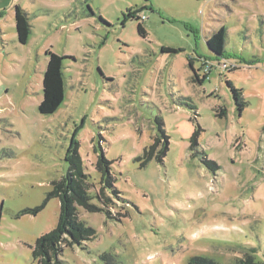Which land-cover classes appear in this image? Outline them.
Wrapping results in <instances>:
<instances>
[{
	"label": "rangeland",
	"instance_id": "1",
	"mask_svg": "<svg viewBox=\"0 0 264 264\" xmlns=\"http://www.w3.org/2000/svg\"><path fill=\"white\" fill-rule=\"evenodd\" d=\"M222 26L216 58L206 40ZM47 50L63 57L64 99L43 116ZM74 153L92 204L100 156L118 194L105 188L108 215L77 208L96 238L62 248L63 264L264 262V0H0V264H39Z\"/></svg>",
	"mask_w": 264,
	"mask_h": 264
},
{
	"label": "trees",
	"instance_id": "2",
	"mask_svg": "<svg viewBox=\"0 0 264 264\" xmlns=\"http://www.w3.org/2000/svg\"><path fill=\"white\" fill-rule=\"evenodd\" d=\"M129 19H136L140 21L139 17H135L134 13L128 12ZM15 31L17 34V40L21 44H25L30 26L27 23V16L19 7L15 9ZM138 34L142 37L145 36V30L138 24ZM225 27H221L217 32L211 34L206 40V46L209 51L216 58H224V44H225ZM165 53H176L175 50L167 48L164 49ZM47 56V64L42 78V100L38 106L39 114L43 116L51 115L57 111L64 99L63 90V78H62V60L60 57L51 51L45 52ZM205 60V61H204ZM208 60L203 59L202 67L206 72L203 76V80L207 79V74L210 72V64ZM188 64L192 69V61L188 60ZM207 69V70H206ZM198 79V75L195 74ZM228 86L231 89L233 98L238 106L239 111L244 107L242 101V92L239 89H235L229 82ZM224 111H221V115ZM198 132V131H197ZM198 134V133H197ZM196 145V133L191 138V148ZM152 149H150L151 151ZM150 151H145L147 161L150 159ZM167 151V147L164 145L162 154ZM68 171L60 181L54 182L53 192L50 196H53L59 200L60 213L58 217V223L56 227L49 233L42 235L36 239L34 246L32 247V257L37 260L39 264H63L58 257L62 253L66 245H74L81 241H89L96 238V232L92 228L86 226L84 222L79 220L77 208H81L86 212H105L107 215L109 212L108 207L110 201L108 195L105 193V188H110L113 195L118 192L113 188L112 177L109 172L110 162L104 157L100 156L96 162V169L101 174V183L105 186L96 192V198L101 203L102 207H97L92 204V197L89 191L94 187L89 181V177L84 174L80 157L75 153L70 155L68 160ZM205 164H212L211 162L204 161ZM33 214L38 212V209L32 211ZM104 258V257H103ZM187 264H217L214 261L194 257L191 258ZM233 264H264L254 259L252 255H246L241 259H238Z\"/></svg>",
	"mask_w": 264,
	"mask_h": 264
},
{
	"label": "built area",
	"instance_id": "3",
	"mask_svg": "<svg viewBox=\"0 0 264 264\" xmlns=\"http://www.w3.org/2000/svg\"><path fill=\"white\" fill-rule=\"evenodd\" d=\"M140 21H144V16L139 17ZM209 64V63H208ZM222 68H227V66L225 64H221ZM207 70V69H206Z\"/></svg>",
	"mask_w": 264,
	"mask_h": 264
}]
</instances>
